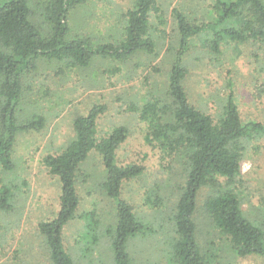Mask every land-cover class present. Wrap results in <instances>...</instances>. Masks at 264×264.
<instances>
[{
  "label": "rangeland",
  "instance_id": "obj_1",
  "mask_svg": "<svg viewBox=\"0 0 264 264\" xmlns=\"http://www.w3.org/2000/svg\"><path fill=\"white\" fill-rule=\"evenodd\" d=\"M46 1L31 0V21L45 36L49 26L41 13ZM217 1L156 0L160 14L152 11L148 17L153 55L135 53L122 62L96 56L87 66L69 60L39 59L33 69L22 74L16 122L22 125L42 118L44 124L40 130L19 133L12 151L13 169L0 167V188H8L11 208L0 211V264L49 263V250L38 224L56 217L60 183L45 169L43 159L59 154L73 140V121L94 105L106 109L97 120L98 139L118 127L128 132L115 152L117 164L144 168L140 176L124 182L121 188V199L149 230L128 241L129 257L134 264L173 263V216L186 172L180 161L164 158L146 142L148 123L141 112L167 87L179 40L172 10H181L194 24L212 23ZM134 3L90 0L75 6L67 20L69 38L87 39L94 47L121 43L127 12ZM203 32L191 40L182 62L189 102L215 119L222 114L232 90L241 120L264 127V38L223 44L218 56L210 52V36ZM244 147L241 174L246 199L242 210L264 229V132L245 141ZM104 178L101 157L92 151L77 176L75 216L62 231L63 246L73 264H108L113 259L111 231L117 207L102 188ZM207 195L208 189L200 190L194 213L200 252L212 264H264L260 257H236L220 241L205 211Z\"/></svg>",
  "mask_w": 264,
  "mask_h": 264
},
{
  "label": "trees",
  "instance_id": "obj_2",
  "mask_svg": "<svg viewBox=\"0 0 264 264\" xmlns=\"http://www.w3.org/2000/svg\"><path fill=\"white\" fill-rule=\"evenodd\" d=\"M86 1L90 0H47L41 13L49 26L45 36L31 21V0H0V167L5 171L13 169L12 151L17 135L40 130L44 124L42 118L22 125L15 119L21 76L33 69L37 60H69L87 66L96 56L122 62L135 53L154 54V43L148 36V17L152 11L157 16L160 14L156 0H135L127 12L123 41L98 47L87 39L69 38L68 15ZM215 13L212 23L194 24L186 20L181 10H172L179 40L167 87L160 98L148 101L141 112V118L148 123L146 142L164 158L180 161L186 172L173 216L176 240L172 264H212L200 252L196 239L194 213L197 196L203 188L208 189L205 211L220 241L236 257L264 259V229L250 221L242 210L246 193L241 174L244 142L262 134L264 127L241 120L232 90L222 114L215 119L194 107L184 87L186 69L182 65L191 40L203 31L202 34L210 36V52L218 56L223 44L262 40L264 0H219ZM105 110L102 105H94L86 115L75 118L73 140L59 154L43 159L45 169L60 183L56 217L38 224L49 250L48 264H73L63 246L62 231L75 216L77 176L92 151L99 154L104 166L102 188L117 207V220L111 231L113 259L108 264H134L127 243L149 232L120 195L124 182L137 178L144 169L135 164L120 166L116 162L115 152L128 136L126 128H115L102 139L96 136L97 120ZM9 196L7 187L0 188V211L11 209Z\"/></svg>",
  "mask_w": 264,
  "mask_h": 264
}]
</instances>
